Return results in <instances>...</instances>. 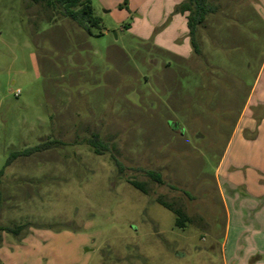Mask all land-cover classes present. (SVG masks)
Segmentation results:
<instances>
[{"label": "rangeland", "instance_id": "374dc122", "mask_svg": "<svg viewBox=\"0 0 264 264\" xmlns=\"http://www.w3.org/2000/svg\"><path fill=\"white\" fill-rule=\"evenodd\" d=\"M208 2L218 13L185 60L131 29L129 0H92V34L38 4L0 0V225L21 226L1 233V264L223 263L215 179L264 59V0ZM93 134L102 154L87 144ZM157 198L191 221L176 226Z\"/></svg>", "mask_w": 264, "mask_h": 264}, {"label": "crops", "instance_id": "0c3cea01", "mask_svg": "<svg viewBox=\"0 0 264 264\" xmlns=\"http://www.w3.org/2000/svg\"><path fill=\"white\" fill-rule=\"evenodd\" d=\"M183 1L129 0L134 13L131 29L188 60L193 51L187 13L174 11ZM180 39L182 43L175 45ZM247 95L218 165L221 169L227 161L224 173L215 179L225 214L222 264H264V59Z\"/></svg>", "mask_w": 264, "mask_h": 264}, {"label": "trees", "instance_id": "16d2710c", "mask_svg": "<svg viewBox=\"0 0 264 264\" xmlns=\"http://www.w3.org/2000/svg\"><path fill=\"white\" fill-rule=\"evenodd\" d=\"M29 2L40 5L42 8L49 11L52 15L58 17H65L71 20L77 27L84 30L85 32L92 34V29L100 28L101 19L94 15L92 0H27ZM124 4L127 0H123ZM175 12H179L186 15V27L188 30L189 43L192 51L195 55L200 54L199 43L197 39V27L202 25L205 17L208 14L214 13L216 8L208 2V0H184L175 7ZM52 142L47 141L38 143L33 146L26 147L22 150H15L10 153L9 157L5 162V166L12 162L15 158L21 156H29L33 153L40 152L48 149ZM87 144L91 147L92 151L96 154H102L106 150V145L101 141L98 135L93 134L88 139ZM116 165H119L116 159H113ZM147 175L151 177L155 182L162 184L163 180L161 175L153 170H147ZM3 173V168L0 169V178ZM128 183L133 185L135 188L146 192L142 184L135 180H127ZM1 192H0V203H1ZM157 202L162 206L169 208L175 214V225L178 227H184L186 222L191 221L190 217L184 212L183 208H175L172 204L165 202L161 198H157ZM21 230V226H1L0 225V242L1 233L7 231L13 235H18ZM1 264V263H0Z\"/></svg>", "mask_w": 264, "mask_h": 264}, {"label": "built area", "instance_id": "2783aa9c", "mask_svg": "<svg viewBox=\"0 0 264 264\" xmlns=\"http://www.w3.org/2000/svg\"><path fill=\"white\" fill-rule=\"evenodd\" d=\"M19 93H20L19 90H16V91H15V95H18Z\"/></svg>", "mask_w": 264, "mask_h": 264}]
</instances>
